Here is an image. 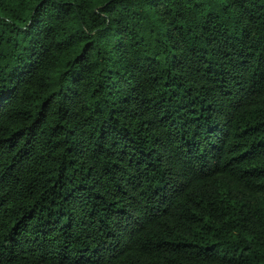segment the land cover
Segmentation results:
<instances>
[{"label": "trees", "instance_id": "1", "mask_svg": "<svg viewBox=\"0 0 264 264\" xmlns=\"http://www.w3.org/2000/svg\"><path fill=\"white\" fill-rule=\"evenodd\" d=\"M0 264H264V0H0Z\"/></svg>", "mask_w": 264, "mask_h": 264}]
</instances>
